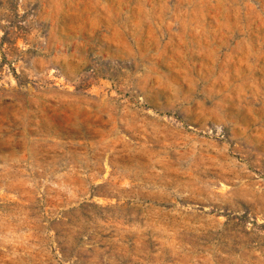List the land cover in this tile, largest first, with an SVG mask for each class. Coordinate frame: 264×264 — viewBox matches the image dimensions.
<instances>
[{
    "label": "rangeland",
    "instance_id": "374dc122",
    "mask_svg": "<svg viewBox=\"0 0 264 264\" xmlns=\"http://www.w3.org/2000/svg\"><path fill=\"white\" fill-rule=\"evenodd\" d=\"M0 264H264V0H0Z\"/></svg>",
    "mask_w": 264,
    "mask_h": 264
}]
</instances>
